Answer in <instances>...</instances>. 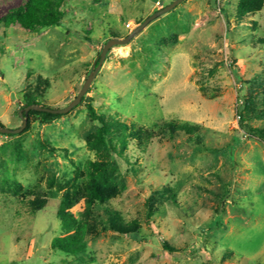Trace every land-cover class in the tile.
<instances>
[{
  "label": "rangeland",
  "instance_id": "374dc122",
  "mask_svg": "<svg viewBox=\"0 0 264 264\" xmlns=\"http://www.w3.org/2000/svg\"><path fill=\"white\" fill-rule=\"evenodd\" d=\"M22 1L0 0V16ZM172 1L65 0L58 26L0 25V124L18 128L24 96L37 91L40 105L65 107L109 38ZM236 5L183 0L109 48L83 102L0 133V264H264V139L247 129L264 130V5L244 17ZM89 103L153 137L111 158L89 145L99 127ZM89 161L113 162L117 192L80 217L86 248L64 253L52 246L64 232L59 202L86 181ZM36 196L47 204L31 213ZM107 209L138 232L112 231Z\"/></svg>",
  "mask_w": 264,
  "mask_h": 264
},
{
  "label": "trees",
  "instance_id": "16d2710c",
  "mask_svg": "<svg viewBox=\"0 0 264 264\" xmlns=\"http://www.w3.org/2000/svg\"><path fill=\"white\" fill-rule=\"evenodd\" d=\"M64 3L65 0H23L22 3L11 7L0 16V25L4 27L19 26L30 33L37 32L42 28L58 26L64 15L62 10ZM263 5L264 0H237L236 15L244 17L254 14L259 12ZM36 97H41L38 91L35 94L25 95V103L19 110H23L28 105L39 104ZM83 101L82 98L80 102ZM87 113L92 120L99 124L96 133L93 135L94 140L91 137L88 139L89 145L91 147L102 146L111 158L117 157L127 160L124 154L131 141H137L138 147L143 149L145 142L153 137V134L144 128L126 125L118 120H106L103 115L96 112L90 103L87 104ZM30 114H40L45 120L62 115L37 110H29L28 115ZM167 127L172 132L177 128L172 124H168ZM181 128L190 132L194 127L182 124ZM247 129L264 139L263 129L251 127ZM7 135L12 136V134ZM114 167L113 162L109 161H89L86 165V181L73 185L71 190L64 193L56 214L64 232L53 240V248L69 254L79 253L86 248L85 234L88 232L89 226L80 217H94L95 213L91 206L96 203H104L116 195L117 187L109 176ZM81 202L84 207L80 204ZM28 204L31 213H35L46 206L47 199L36 196L29 200ZM79 211H81V215L77 213ZM154 212L151 211V213ZM105 218L104 220L110 229L121 235L128 236L138 232L136 225L125 224L115 211L105 210Z\"/></svg>",
  "mask_w": 264,
  "mask_h": 264
},
{
  "label": "water",
  "instance_id": "95a60500",
  "mask_svg": "<svg viewBox=\"0 0 264 264\" xmlns=\"http://www.w3.org/2000/svg\"><path fill=\"white\" fill-rule=\"evenodd\" d=\"M183 0H173L170 4L166 5L165 7L153 12L149 16H147L140 24H138L128 35H126L124 38H109L105 44L103 45L97 64L95 65V68L93 71L89 73L87 78L85 79L83 85L81 86L80 90L78 91L77 95L63 108H49L44 107L40 104H34V105H28L23 110L18 111V115L22 121V124L18 128L10 129L6 128L2 125H0V133L1 134H18L20 133L27 122V115L29 110H37V111H43L48 112L51 114H65L69 112L71 109L76 107L84 94L86 93L97 69L100 67L101 63L103 62L105 55L110 47L113 45H123L127 44L133 37H135L138 33L141 32V30L147 26L151 21L155 20L156 18L160 17L161 15L167 13L168 11L175 8L177 5H179Z\"/></svg>",
  "mask_w": 264,
  "mask_h": 264
}]
</instances>
